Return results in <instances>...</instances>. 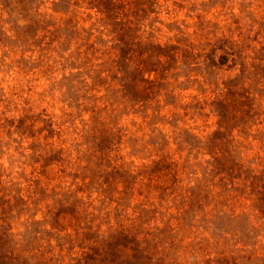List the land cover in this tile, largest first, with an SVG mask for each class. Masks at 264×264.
I'll use <instances>...</instances> for the list:
<instances>
[{"label":"rangeland","instance_id":"1","mask_svg":"<svg viewBox=\"0 0 264 264\" xmlns=\"http://www.w3.org/2000/svg\"><path fill=\"white\" fill-rule=\"evenodd\" d=\"M0 264H264V0H0Z\"/></svg>","mask_w":264,"mask_h":264}]
</instances>
